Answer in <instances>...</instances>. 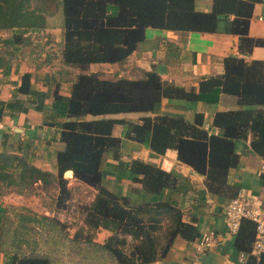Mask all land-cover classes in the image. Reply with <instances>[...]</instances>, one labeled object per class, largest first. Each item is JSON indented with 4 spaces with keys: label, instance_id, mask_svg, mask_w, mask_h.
Segmentation results:
<instances>
[{
    "label": "trees",
    "instance_id": "1",
    "mask_svg": "<svg viewBox=\"0 0 264 264\" xmlns=\"http://www.w3.org/2000/svg\"><path fill=\"white\" fill-rule=\"evenodd\" d=\"M259 1L262 0H213L210 10L201 11L195 8L194 0H0V78L11 73L15 56H26L32 68L20 74L12 97L0 99V118L33 105L41 112L40 126L54 132L50 140L62 142V147L54 151V170L48 173L33 162L37 156L33 136L15 144H7L5 137L0 147V183L21 192L40 181L42 187L57 190L55 205L63 207L72 188L64 172L71 170L77 181L96 189L94 199L86 207L88 222L110 231L102 242L89 238L81 241L76 235L59 236L53 242L78 246V253L55 255L44 247L50 243L49 234L40 243L30 237V231L36 221L54 231L55 224L61 223L59 219L19 213V223L14 224L13 218L0 209L2 264H148L166 254L175 235L187 240L197 236L195 225L182 219L177 199L130 203L127 196L112 192L102 183L104 155L108 151L116 157L120 155L121 138L113 133V128L117 123H127V136L139 141L149 131L151 150L164 153L167 148H174L180 161L204 175L208 190L225 191L229 186L227 174L238 164L236 139L251 133L252 149L264 154V59L246 61L227 55L223 58V72L201 79L196 91L161 79L153 69L137 78H110L90 70V65H122L144 39L147 26L214 31L217 20L229 15L231 31L239 36V49L248 52L255 45H264L263 37L248 34L253 6ZM48 2L52 3L51 8ZM55 12L59 13L62 35L58 57L62 64L78 69L68 84V93L62 92L66 89L54 75L39 71L40 61L33 56L30 46L31 31L55 25L51 23ZM1 31L6 35H1ZM14 70H18L17 64ZM64 71L68 72V68ZM39 78L46 79L44 88L37 84ZM222 91L235 94L241 105L261 107L216 111L212 124L219 133H208L201 126V114L192 122L168 114H145L136 121L113 116L121 112H148L162 97L216 101ZM129 167L136 174L133 179L147 193L177 188L176 173L158 164L131 158ZM262 178L264 181V175ZM164 214L171 217L168 227L162 223ZM255 237L254 222L243 219L234 245L246 254V264H264V252L258 256L251 252Z\"/></svg>",
    "mask_w": 264,
    "mask_h": 264
},
{
    "label": "crops",
    "instance_id": "2",
    "mask_svg": "<svg viewBox=\"0 0 264 264\" xmlns=\"http://www.w3.org/2000/svg\"><path fill=\"white\" fill-rule=\"evenodd\" d=\"M212 1L194 0V6L197 10L208 11L212 7ZM231 22L232 15L217 20L214 31H181L147 26L144 30V39L122 65L92 63L90 70L95 71L100 66L108 64V66L112 65L110 70L113 71L110 76H105L102 73L105 77L137 78L141 77L144 71L153 69L161 79L196 91L201 79L223 72V58L227 55H237L246 61L264 59V45H255L248 52H242L239 49V36L231 31ZM248 34L264 38V0L256 2L253 6ZM63 66L66 65L63 64ZM92 66H97V68L93 69ZM25 70H32V68L26 65L19 72L18 66V70L15 71L16 76H12L14 81L11 83L7 77L0 78V99H8L14 95L12 93L5 97L1 92L3 87L12 86L15 88V83L19 82L20 74ZM39 86L45 87L43 82ZM62 92L68 93V90H62ZM241 107L256 109L261 106L241 105L235 94L222 91L216 101L162 97L148 112H121L113 116L136 121L145 114L151 116L168 114L181 116L192 122L196 115L201 114V126L208 133H219V129L212 124L215 112ZM40 122L41 112L33 105L23 112L2 115L0 118V147L3 146L5 137L7 144H15L19 139H28L33 136L37 153L33 162L37 167L49 173L54 170V151L62 147V142L50 140L54 132L48 127H41ZM127 127V123H117L113 128V133L121 138L120 155L116 157L111 151L104 155L101 164L102 183L112 192L127 196L130 203L146 199L175 198L182 210V219L193 223L198 231L197 236L192 240H187L179 234L175 235L166 254L161 259L148 264H187L196 255L195 242L205 230L213 231L217 242L199 255L201 264H246V254L238 251L234 245L235 234H229L226 230L223 211L227 201L240 188H244L256 201L264 205V181L262 178L264 174L259 172L264 154L256 153L252 149L250 145L251 133L246 138L235 140L236 152L239 155L238 164L232 167L227 174L228 188L216 193L208 190L203 174L196 172L192 166L177 158V151L174 148H167L164 153H156L149 147V131L145 133L143 140L139 141L127 136ZM10 133L12 134L10 135ZM131 158H140L173 171L178 177L177 188L173 190L166 188L157 194L147 193L142 189L141 183L133 179L136 174L129 167ZM64 175L68 178L69 185L80 186L83 187L82 189L89 188L94 194L95 189L77 181L72 176L71 170H66ZM14 179L18 180L16 176ZM0 204L2 203L0 202ZM162 223L164 227H168L171 217L164 214ZM98 229L107 232V234L110 233L105 228L99 227ZM2 260L3 255L0 253V264H2Z\"/></svg>",
    "mask_w": 264,
    "mask_h": 264
},
{
    "label": "rangeland",
    "instance_id": "3",
    "mask_svg": "<svg viewBox=\"0 0 264 264\" xmlns=\"http://www.w3.org/2000/svg\"><path fill=\"white\" fill-rule=\"evenodd\" d=\"M48 3L50 5L49 8H51L52 3ZM53 17L54 21H51V23H54L55 25L52 27L43 28L38 31H31L30 38H32L30 46L34 51L32 53L33 56L37 58V61H40L41 67L39 71L41 73L48 71V73H51L61 81L63 89L65 88L68 90V84L75 77L78 69L68 68V72H62L66 66H63L58 57V52L62 47V35L60 27L58 26L59 13L55 12ZM6 33L7 32L5 31H1V35H6ZM2 49L3 48H1L0 51H2ZM11 63V73L7 76V78L10 79V83L14 81L13 77L16 76V72L14 70L15 65L17 64L19 66V72H21L26 65L30 66L29 63H31V61L28 60L26 56H15L12 58ZM110 67H112V65L108 66V64L100 66L99 68H97V66H92L93 69L97 68V70L103 73L105 76L111 75L113 70H110ZM45 80L46 79L39 78L37 80V84L39 85ZM14 89L15 88L12 86H7L5 88L3 87L1 94L5 97L10 96V94L15 92ZM11 134L12 133H10V135ZM82 188L83 187L80 186H72L71 197L65 199L66 204H64L63 207H57L55 205V196L57 194V190L53 187H49L48 189L42 187L40 181L35 182L32 187L24 189L21 192H18L14 186H6L0 183V202L2 203L0 204V209H4V211H6V213L11 217L10 219L13 218L14 224L19 223V213H28L30 215L37 213V216L46 215L48 217H55L59 219L61 223L58 225L53 222V224H55L54 231H52L48 225L45 226V224L43 225L39 223L40 221H34L37 225L35 226L34 230L30 231V237L42 243L43 239L46 238L45 236L49 234L48 236L50 243L44 247L47 248L51 254H77L78 246L67 247L62 244L60 245L58 241H56V243L53 241L57 240L59 236L65 238L76 235L81 239V241H85V238H89L102 242L109 235L107 232L100 231L101 229L94 227L90 222H88V213L86 207L94 199L96 189L94 188L95 191L93 194L91 189ZM34 222L31 221V223ZM59 257H61V255ZM105 262L107 263L108 261ZM57 264L85 263H78L76 261H63Z\"/></svg>",
    "mask_w": 264,
    "mask_h": 264
},
{
    "label": "built area",
    "instance_id": "4",
    "mask_svg": "<svg viewBox=\"0 0 264 264\" xmlns=\"http://www.w3.org/2000/svg\"><path fill=\"white\" fill-rule=\"evenodd\" d=\"M261 18V16H259ZM264 174V160L259 169ZM226 230L229 234H236L241 221L245 218L254 222L256 237L253 241L251 252L258 256L264 252V205L256 201L244 188H240L231 197L223 211ZM217 242V237L211 230H205L196 240V255L187 264H201L199 255Z\"/></svg>",
    "mask_w": 264,
    "mask_h": 264
}]
</instances>
